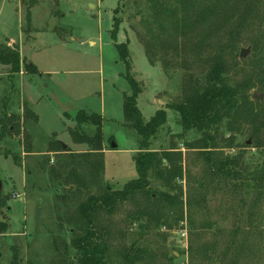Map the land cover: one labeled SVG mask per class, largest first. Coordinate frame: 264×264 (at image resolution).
<instances>
[{"label": "rangeland", "instance_id": "374dc122", "mask_svg": "<svg viewBox=\"0 0 264 264\" xmlns=\"http://www.w3.org/2000/svg\"><path fill=\"white\" fill-rule=\"evenodd\" d=\"M210 4L217 8L188 33L178 55L170 52L166 65L162 52L151 58L152 64L141 40L151 0H0V49L19 48L24 73L13 76L11 68L0 63V132L2 119L19 118L14 124L6 121L8 130L0 141L1 194L10 197L9 210L3 213L10 228L0 235V264H13L15 255L17 264H78L73 246L74 239L83 235L82 227L73 223L79 218L78 206L87 194H98L99 187L121 189L138 179L134 158L139 136L125 125V96L132 93L117 43H129L130 74L141 89L138 108L144 120L150 121L159 110L167 113L152 149H170L173 143L181 149L185 179L179 186L185 196L184 217L178 220L171 212L168 225L141 228L133 218L139 212L133 202L121 204L111 216L102 213V224H109L112 259L119 262L116 253L134 245L146 252L140 264H264V199L251 217L255 193L235 195L223 184L208 189L205 203L189 209L186 204L188 181L201 179L207 167L197 151L187 150V143L201 134L185 133L180 114L173 109L183 101L190 75L205 82L214 59L221 55L229 64L232 86L251 81V101H256L255 92L264 95V0H210ZM116 16L121 24L115 42ZM243 49H250L246 58L240 56ZM26 60L37 72L27 70ZM25 110L38 120H26ZM81 111L101 115L104 127V171L99 185L87 189L51 175L62 165L66 177L88 149L76 144L71 134ZM221 130V138L231 140L226 128ZM86 131L93 135L95 128L87 126ZM233 138L231 147L220 142L226 148L219 153L239 158L243 174L258 175L264 169V129L259 141L248 125ZM63 145L72 156L61 151ZM78 171L88 176L86 166ZM153 183L162 189L159 181ZM69 190L74 192L71 196ZM232 238L235 246L224 255Z\"/></svg>", "mask_w": 264, "mask_h": 264}, {"label": "trees", "instance_id": "16d2710c", "mask_svg": "<svg viewBox=\"0 0 264 264\" xmlns=\"http://www.w3.org/2000/svg\"><path fill=\"white\" fill-rule=\"evenodd\" d=\"M128 1V0H121ZM132 1V0H131ZM166 3L164 0H151L150 8L152 12L145 21V36L141 40L145 43L146 55L154 64L157 52L164 54V63L168 65L170 52L178 55L187 42V35L196 26L205 22L211 16V11L216 6L208 5L210 0H173ZM219 6V5H218ZM116 13L119 9L116 8ZM28 23H31L29 19ZM121 19L115 17V29L112 38L116 42L120 31ZM120 59L126 66V78L131 86V95L125 96V125L135 130L139 136V148L134 158L137 177L125 184L121 189L106 185L104 189L99 187V193H89L88 198L78 206L79 218L73 221L78 227L83 229V235L78 236L73 241V246L77 252L78 264H140L145 262L146 252L136 246L126 247L123 251L117 252L119 262L112 259V246L109 243V224L103 225L100 219L102 213L113 215L116 209L124 203H136L138 214L134 221L140 223V227L153 228L156 225H168L173 212L178 220L184 217V196L183 187L179 186V181L185 179L183 167V153L176 144H172L170 149H152V140L164 127L167 122V113L159 110L146 122L142 111L138 108V98L141 89L133 76H131L132 62L129 53V43H117ZM0 63L10 67V74L15 76L21 72L22 62L19 48H1ZM27 66L30 73L37 72L35 66ZM229 71V64L220 55L214 59L206 76L205 82L194 78L192 75L184 88L183 101L173 107L180 114V123L184 132L195 130L201 134L198 140L188 142L187 150L197 151L201 158L207 162L204 176L195 179L193 183L188 181L187 207L205 203L206 193L209 188L220 189L224 184L227 190L235 195L245 192L250 196L255 193L249 208L251 217L256 216L264 199V169L256 176L243 174L242 163L239 158H223L220 154V142L224 141L231 147L235 143L234 135L241 131L244 125L253 127V135L259 141L260 130L264 125L262 115H264V103L251 101L248 89L251 81L236 83L232 86ZM25 119L38 120L34 113L25 110ZM77 129L72 130V138L76 144L87 146L86 152L78 156L79 163H74L72 170L66 177H62L61 168L53 169L51 175L61 179L63 182L74 181L79 189L90 188L91 185H99L101 174L104 171V161L101 156L104 152V132L103 117L96 113L87 111L79 112L76 117ZM19 118L7 116L1 120L2 128L0 141L6 136L8 121L14 124ZM87 126L95 128L93 135L86 131ZM231 134V140L221 138V129ZM221 138V140L219 139ZM226 139V140H225ZM228 141V142H227ZM257 141V142H258ZM258 146H262L261 144ZM62 147V146H61ZM60 151V150H59ZM62 152L69 153L70 149ZM31 153V151H29ZM75 157V156H73ZM87 167L88 176L80 173V167ZM159 181L162 189H159L153 182ZM74 192L69 190L68 195ZM10 197L0 194V235L8 233L10 224L3 220L4 211H8ZM241 201L245 203L243 194ZM166 209V210H165ZM165 214L164 212H168ZM235 239L229 241V248L235 246ZM223 255V256H224ZM239 255L236 256L237 259ZM238 260V259H237ZM17 255L13 264H17Z\"/></svg>", "mask_w": 264, "mask_h": 264}, {"label": "water", "instance_id": "95a60500", "mask_svg": "<svg viewBox=\"0 0 264 264\" xmlns=\"http://www.w3.org/2000/svg\"><path fill=\"white\" fill-rule=\"evenodd\" d=\"M249 52H250V49H247V50L243 49V50L241 51V53H240V56L243 57V58H246V57H247V54H248ZM26 62H27V65H28V66L32 67L31 62H29V61H26ZM263 98H264V95H263L262 93H259V92H255L254 95H253V99H256V100H260V101H262ZM113 147H114V148H117L116 145H114ZM63 148L66 149L67 146H66V145H63ZM1 192H2V182L0 181V194H1Z\"/></svg>", "mask_w": 264, "mask_h": 264}, {"label": "crops", "instance_id": "0c3cea01", "mask_svg": "<svg viewBox=\"0 0 264 264\" xmlns=\"http://www.w3.org/2000/svg\"><path fill=\"white\" fill-rule=\"evenodd\" d=\"M26 61H27V60H26ZM26 61H25V62H26ZM26 63H27V62H26ZM31 64H32V63H31ZM32 66H35V65H32ZM35 67H36V66H35ZM16 76H21V77H22V76H24V73H23V72H20V73H18ZM16 78H17V77H16ZM66 149H67V148H66ZM66 149H64V150H66Z\"/></svg>", "mask_w": 264, "mask_h": 264}]
</instances>
